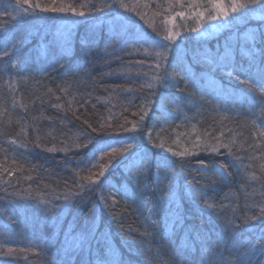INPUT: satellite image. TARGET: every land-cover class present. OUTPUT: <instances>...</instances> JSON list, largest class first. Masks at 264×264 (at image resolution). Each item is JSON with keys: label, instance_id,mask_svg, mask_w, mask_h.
I'll return each mask as SVG.
<instances>
[{"label": "trees", "instance_id": "1", "mask_svg": "<svg viewBox=\"0 0 264 264\" xmlns=\"http://www.w3.org/2000/svg\"><path fill=\"white\" fill-rule=\"evenodd\" d=\"M42 2L49 3L50 0ZM66 2L79 8L80 5L89 3V0ZM94 2L99 5L101 0ZM125 2L135 4L137 0ZM145 2L150 7H140L138 10L148 13L149 18L155 20L159 31V15L153 17L152 14L159 13L161 10L156 4L166 6V0H139L141 5ZM215 2L216 0H199V3L206 7L198 9L203 11L207 18ZM14 3L15 0H0V10ZM7 10L12 11L10 7ZM85 12L86 16L82 18L65 17L56 13L44 14L40 21H32L28 17L11 21L7 17L4 18L7 28L4 37L19 34L24 27L35 25L31 29L32 35L22 46L15 50L10 58H4L10 65L18 66L21 58L30 49L51 42L50 53L54 57H60L62 66H56L55 71L47 67L45 53L36 62H29L26 65L27 70L19 74L27 78L22 83L18 81L15 73H0V131L4 133L0 135V170H3L0 174V245L27 249L13 256H0V264H65V261L81 264L90 258L89 253L87 249L80 251L69 248L66 245V240L69 239L67 234L77 236L80 230L91 225L94 219L97 234L101 237L106 234L107 240L105 242L101 239L99 243L93 241V252H102L106 256L114 253L117 258H122L125 264H161V261L181 264V249L186 252L190 250L188 259L192 264H209L210 260L215 261L218 258L217 252H223L227 257L228 253L224 251L223 245L219 244L225 217H231L234 213L241 217L237 223L245 237L258 234L264 229V220L242 219L246 213L257 214L256 209L249 213L245 205L259 203V185L250 180L245 184L240 175H230L215 186L209 184L208 180L201 181L195 176V169L199 167L198 161L211 163L213 156L198 152L197 155L187 158L188 170L176 166L178 175L174 186L175 196L172 200H166L164 195L172 186L171 177L164 178L166 170L163 167L158 173L155 161L161 156L168 157L170 161L180 158L173 157L165 149L152 148L147 133L152 131V143L173 144L178 141L174 146L180 150L181 144L191 147V141L197 134L204 139L205 130L213 132L214 135L223 130L225 142L231 139L235 145H243L244 150L238 154L257 155L247 151L248 143H245V140L249 135L248 130L251 129V121L256 120L259 124V119L251 115V110H247L249 103L258 97V93L252 92L247 85L223 71H210L207 64L194 62L193 52L201 55L214 53L231 43L233 47L230 52L233 59L247 65L248 52L244 46L246 38L250 30L264 19L250 17L238 26L227 28L211 37L198 38L193 42L191 38L195 32L191 29H194L196 24L193 14H188L187 18L177 17L176 26H180L181 37L177 40L176 54L185 64H191L194 73L198 77L203 76V79H200L199 87H189L188 91L193 96L187 107L181 106V111L171 115H162L153 109L145 117L142 128H138L136 133H130L113 129L125 124V118V126L128 128H131L133 121L138 120L135 113L139 111L141 98L148 94L147 85L153 82L156 75L147 65L159 62L155 53L162 49L150 44L130 43L123 51L119 45L115 46L114 51L113 48L107 47L111 43L108 40L109 20L103 17L92 19L86 9ZM128 15L140 23L146 34L154 35L153 29L140 17L134 13ZM85 38L95 40L92 49L88 50L83 46L82 40ZM106 51L113 55L105 56ZM141 62L144 67H140ZM42 68L47 76L41 75ZM168 71L171 72L172 69L169 68ZM10 75L13 77L11 81ZM8 84L14 85L16 91H11ZM142 85L144 91L140 92ZM180 87H183L182 83ZM221 88L227 89L223 94L225 97L229 94L235 95L243 105L236 103V110H231V103H226L224 99L214 100L213 97L219 94ZM49 89L52 91L49 92ZM159 91L166 95H179L172 88ZM201 96L205 100H212L213 103L201 101ZM129 101L135 106L130 105ZM216 105L220 107L219 112L215 111ZM259 110L258 108L255 111ZM84 120H88L91 127L85 125ZM101 124H104L107 130H100ZM108 125L111 127H107ZM241 125L246 127L242 128ZM93 128L97 131L92 132ZM85 133L90 135L91 142L87 143L86 147H75L77 143L86 142L88 137ZM133 134L137 136L136 143L140 148L147 145L149 156L154 161L149 169L150 180L139 190L138 198L131 197L138 189L134 170L130 172L129 167H125L130 162L116 164L114 161V166L105 173V185L110 183L112 187L105 186L95 192H88L82 200L72 201L69 207L63 206V200L56 199L67 190L65 184L71 187L73 192L77 191L73 186L74 181L82 182L81 177L88 174L86 167L93 173L99 172V165L106 163L107 159L101 158V153L95 151L99 145L111 143L112 147L119 148L122 147L119 141L126 140ZM54 146L56 151L46 150ZM65 148L66 151L59 150ZM233 150L238 151L236 147ZM133 151L139 153L135 144ZM93 152L95 159L89 162ZM117 159L121 157L118 156ZM215 159L227 163L231 158L220 155ZM92 164H97V167L92 168ZM10 171L11 176L8 175ZM188 184L192 185L191 189L187 187ZM201 184L204 188L200 187ZM29 188L31 193L27 198L14 195L16 191L26 193ZM125 191L129 195H124ZM201 192H205L210 198V204H224L227 206L226 210L220 213L197 205L195 200ZM99 196L106 197L109 205L114 196L117 203L114 207L106 206L98 199ZM193 227L204 233L213 242V247L207 250L199 246L190 248L188 232ZM37 246L42 249L40 255L33 251Z\"/></svg>", "mask_w": 264, "mask_h": 264}, {"label": "snow or ice", "instance_id": "2", "mask_svg": "<svg viewBox=\"0 0 264 264\" xmlns=\"http://www.w3.org/2000/svg\"><path fill=\"white\" fill-rule=\"evenodd\" d=\"M12 11H8V8ZM144 7L149 8L148 3L140 4L139 0L135 4L125 2V0H101L98 5L94 0H89V3L80 5L79 8L74 6V4L66 2V0H50L49 3H43L42 0H15L14 4H8L4 7V10H0V73H15L16 78L19 82H24L27 78L20 76L19 74L26 71V65L29 62H36L41 58L42 55L47 53V63L46 66L50 67L53 71L56 70V66L60 65V57L52 56L50 53L51 42L45 46H37L35 49H30L28 53L21 58L19 65H10L4 58H10L15 50L20 48L24 41H26L31 35L32 27L35 25H29L21 29L19 34H11L4 37V32L7 31L6 23L4 18L7 17L9 21L15 20L16 18L28 17L32 21H40L43 19L44 14L56 13L63 14L65 17L71 18H82L86 16L85 9L92 19L106 18L110 23V34L108 40L111 42L107 47L113 48L115 51V46L119 45L120 50L123 51L124 48L131 44H150L152 46H158L162 51H157L155 53L158 63L154 65L148 64L147 67L152 68L156 73L152 83L147 85L148 94L141 98V103L138 106L139 111L135 113L138 116V120L132 122L131 128L126 127L127 118H125V124L120 125L118 128L113 129L114 131H124L130 133H136L138 128H142L145 117L153 109L158 110L162 115H171L173 112L181 111V106L187 107L188 103L191 102L193 94L188 91L190 86L199 87L200 79L203 76L198 77L194 73L191 64H185L183 59L177 52V40L181 37L180 26H169L173 25L177 17L187 18L188 14H193L194 19L197 21V28L191 29L193 32H198L200 28L203 27L202 20L204 18L203 11H196L197 8H204L206 5L199 3V0H166L165 4H156V7L161 11L159 13H153V17L159 15L162 21L160 28L162 32L157 30V25L155 20L149 18L148 13L139 11L138 8ZM177 8L180 10L178 11ZM124 9V11H120ZM13 12L15 15L13 16ZM128 13H134L136 16L140 17L141 20L145 21L149 27L153 29V34H146L145 30L141 27H137V21L133 20L132 16ZM257 15L264 16V0H230V2L225 5L223 0H216L212 6V10L208 12L207 19L211 21H220L222 23H216L212 25L214 29H218L224 26L229 20H242L247 21L250 17H255ZM19 37V38H17ZM82 44L85 49H92L95 46L94 39L85 38L82 40ZM245 48L248 52V63L247 65L240 64L236 62L230 49H232V44L228 43L223 48L216 50L214 53H200L194 51L193 57L194 62H203L208 65L210 71L220 70L225 72L226 75L234 77L237 81H241L243 84L247 85L252 92L258 93V97L252 103H249V109L251 110V115L259 119V124L256 120L251 121V129H249V135L245 140L248 143L247 151L250 153H257V155H240L239 151H243V145H235L231 139L225 142V132L223 130L218 132V135H214L213 132L205 130V138L202 139L201 135L197 134L195 139L191 141V147L184 145H179V149L174 146L178 143L173 142V144H166L165 142L152 143V131H148L147 137L149 143L152 144V148L165 149L167 153H171L173 157H179L178 160H169L166 156H161L155 161V167L157 172L163 167L165 171V179L171 177V187L168 192L164 195V199L172 200L175 196L174 186L175 180L178 175L176 166L179 165L180 169L188 170L186 160L187 158L197 155L198 152H206L213 156L211 163H207L204 160H199V167L195 169V176L199 177L201 181L208 180L209 184L215 186L218 182L222 183L230 175H240L241 180L245 184L248 181L256 182L260 187V201L259 203H253L251 205H245L249 209V213L253 210H257V214H245L242 219L244 221H256L264 220V20H261L256 24V27L250 30V33L245 41ZM139 51V49H137ZM147 51V49H145ZM113 53L105 52V56H112ZM171 58V59H169ZM118 59V58H117ZM145 65L141 62L140 67ZM171 68L172 71L169 72L168 69ZM41 75L47 76V73L41 69ZM243 78V79H242ZM13 77L10 75L9 80L11 81ZM183 87H180V84ZM11 91L15 92L16 88L12 84L7 85ZM175 89L179 94L177 95H166L163 91L159 89ZM66 91V89H61ZM115 90V89H113ZM52 90L49 89V92ZM128 91H132L128 89ZM144 91V86H141L140 92ZM227 89L221 88L219 94L213 97L214 100L224 99L226 103L232 104L231 110H236V103L243 102L238 101L235 95L229 94L225 97L223 94ZM185 93H187L185 95ZM140 93H138L139 95ZM201 101L207 104H212V100H205L203 96L200 97ZM130 105L135 106L132 101H129ZM13 105H15V99L13 98ZM175 105V107H173ZM55 107H60V105H55ZM260 109L259 112L255 111ZM215 111L219 112V105L215 106ZM239 115L240 113L237 112ZM222 119H227V117H222ZM83 123L91 127L88 124V120H84ZM107 127H111L108 125ZM155 128V125L153 126ZM240 127L244 128L245 125ZM100 130H107L104 124L100 125ZM97 129L93 128L92 132H96ZM4 133L0 131V135ZM231 135V130H229V136ZM88 137L84 144L77 143L75 147H86L87 143L91 142V137L88 133H85ZM39 137H37V141ZM137 136L129 135L126 140H120L119 143L122 147H112L111 143L105 145H99L95 151L101 153V158H107L106 163L99 165V172L93 173L90 168H85L88 173L81 177V183H76L74 181V187L77 190L73 192L71 187L65 184L67 189L62 195L57 196L56 199L63 200L64 207H69L70 203L74 200H82L84 195L88 192H95L96 189L107 187H112L110 183L105 185L107 181V176L105 173L113 165L115 161L116 164H124L125 161H129L130 164L125 165L129 167V171L133 172L136 179V186L138 191L132 193L131 197L133 199L138 198L139 190L143 188L144 183L150 180L149 169L153 165V159L149 156V150L147 145L140 148V145L136 143ZM10 143H15V141H10ZM139 149V153L133 151V146ZM39 146V145H37ZM234 147L238 151H234ZM110 149V151L108 150ZM47 151H56L55 146L53 148L46 149ZM61 151H66L67 149H59ZM223 155L226 158L231 159L225 163L223 160L215 159L216 156ZM121 159H117V157ZM95 159V152L89 157V162ZM248 161V163H245ZM259 162V163H257ZM14 163V161H13ZM92 168H96L97 164H92ZM14 170V169H13ZM3 170H0L2 174ZM259 172V175H257ZM11 171L8 173L11 176ZM103 178V179H102ZM30 179V177H29ZM158 184L159 181L157 180ZM189 189L192 188L191 184H188ZM204 188V185H200ZM31 189L26 193H21L16 191L14 193L17 197L27 198L30 196ZM124 195H129L127 191ZM99 200L103 201L106 206L114 207L117 201L113 196L111 205H109L108 200L104 196H99ZM209 197L206 196L205 192H201L197 195L195 203L197 205H203V208H211L220 213L226 210L224 204H210ZM19 202V201H18ZM50 203V202H45ZM241 217L235 213L231 217H225L222 223V239H220L219 244H222L224 251L228 253L225 257L223 252H217V259L215 261H209V264H264V229L258 234L253 236L245 237L237 223ZM69 239L66 240V245L69 248H76L77 250L83 251L87 249L89 253V259L82 261L81 264H125L122 258H117L113 253L110 256L101 253L93 252V241L99 243L101 239L105 242L107 240L106 234L103 237L97 234V224L95 219L91 225L83 227L77 236H72L71 233L67 234ZM189 239L191 241L190 248H195L199 246L201 249L207 250L213 247V242L209 240L204 233H202L198 228H191L188 232ZM14 243V241H12ZM219 247V245H216ZM6 249V250H5ZM27 249H15L13 247H8L7 245H0V256H13L19 252H25ZM36 255H40L42 249L39 246L33 249ZM180 256L183 257L181 264H192V261L188 259L190 255V250L186 252L181 249ZM65 264H71L70 261H65ZM161 264H171V262H163Z\"/></svg>", "mask_w": 264, "mask_h": 264}, {"label": "rangeland", "instance_id": "3", "mask_svg": "<svg viewBox=\"0 0 264 264\" xmlns=\"http://www.w3.org/2000/svg\"><path fill=\"white\" fill-rule=\"evenodd\" d=\"M230 2V0H224L223 3L225 5H227L228 3ZM214 4V3H213ZM212 4V6H213ZM196 11H200V9H196ZM191 17V16H190ZM252 18H255V19H264V16H261V15H257L255 17H252ZM178 21L175 20L174 21V24L173 25H169L170 27L171 26H176ZM162 21H158V26L160 28V25H161ZM202 23H203V27L199 29L198 32H195V35H192L193 37L191 38V41L195 42L197 41L198 38H202V37H211L212 35H216L224 30H226L227 28H231V27H234V26H238L242 23H244V21L242 20H229L227 23H224V26L223 27H220L218 29H214L212 27V25L216 24V23H222L220 21H211V20H208L205 16L202 20ZM137 27H141L142 26L140 25V23L137 21ZM195 28H197V21H196V24H195ZM160 32H162L163 30L160 28L159 29Z\"/></svg>", "mask_w": 264, "mask_h": 264}]
</instances>
